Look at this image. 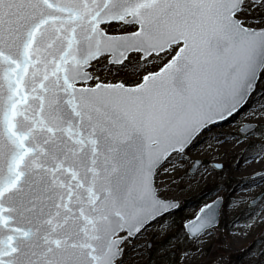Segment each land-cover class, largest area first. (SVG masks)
Returning a JSON list of instances; mask_svg holds the SVG:
<instances>
[{"label":"snow or ice","instance_id":"1","mask_svg":"<svg viewBox=\"0 0 264 264\" xmlns=\"http://www.w3.org/2000/svg\"><path fill=\"white\" fill-rule=\"evenodd\" d=\"M236 149L251 172L214 183ZM222 224L261 239L215 249ZM153 249L264 264V0H0V264Z\"/></svg>","mask_w":264,"mask_h":264},{"label":"rangeland","instance_id":"2","mask_svg":"<svg viewBox=\"0 0 264 264\" xmlns=\"http://www.w3.org/2000/svg\"><path fill=\"white\" fill-rule=\"evenodd\" d=\"M241 118H237V122H233V124H225L222 129H219V131L223 132H235L236 131V126L237 123L240 122ZM240 149H236L235 151L229 152L228 154H221L220 157H217V159H221L223 163L226 164V170L221 174V176L217 177V179L214 181V183H220V184H225V185H231L235 186L238 182H242L243 179L251 172V168L246 165L241 163L240 167H236L237 160L240 159L239 157V152ZM212 154H209L208 157H205L206 159L210 158ZM211 186V185H209ZM197 192L200 191V189L196 190ZM177 195L180 196V199L183 201L185 197L188 199H193L194 198V193H184V194H179ZM243 195V193H241ZM191 212V208H186L184 213H181L180 215H187ZM234 215V214H233ZM233 215H229L228 217V222H230L233 218ZM243 221L241 220L238 225L236 226L237 228L242 227ZM225 225L222 224L221 226V232L214 241L215 244V249L223 248V242L225 240H230L232 244L236 247H240L243 245H249L251 246L254 242H257L261 239L260 234L254 233L253 235L247 237V238H235L233 235H225ZM227 231H231V229H227ZM154 232L155 229H151L149 233L146 234V236L142 239L141 243L144 242V240H152L154 244V248L156 245H158L161 241L159 238L154 237ZM214 249V250H215ZM156 255L155 250L153 249L151 252L145 251L144 256L141 259V264H145V262H148L150 259L154 258ZM224 255L227 259H229L232 264H244L243 259H241L242 254L237 253V252H231L228 250H224Z\"/></svg>","mask_w":264,"mask_h":264}]
</instances>
